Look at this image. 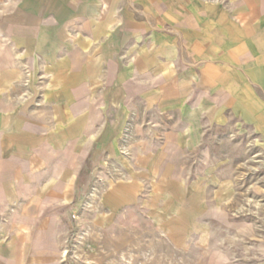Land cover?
I'll return each instance as SVG.
<instances>
[{"label":"crops","instance_id":"crops-1","mask_svg":"<svg viewBox=\"0 0 264 264\" xmlns=\"http://www.w3.org/2000/svg\"><path fill=\"white\" fill-rule=\"evenodd\" d=\"M242 127L264 153V0H0V205L22 219L0 264H59L91 154L182 169Z\"/></svg>","mask_w":264,"mask_h":264},{"label":"rangeland","instance_id":"rangeland-1","mask_svg":"<svg viewBox=\"0 0 264 264\" xmlns=\"http://www.w3.org/2000/svg\"><path fill=\"white\" fill-rule=\"evenodd\" d=\"M248 130L211 133L182 169L98 170L91 154L69 171L77 192L59 264H264V153ZM130 185L136 200L115 204L111 190ZM13 213L1 203L0 241L21 225Z\"/></svg>","mask_w":264,"mask_h":264}]
</instances>
